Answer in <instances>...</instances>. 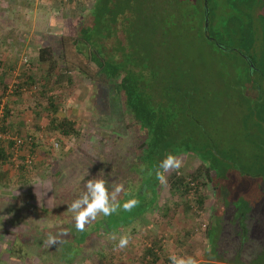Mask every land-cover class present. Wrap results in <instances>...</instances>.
<instances>
[{"label":"rangeland","instance_id":"374dc122","mask_svg":"<svg viewBox=\"0 0 264 264\" xmlns=\"http://www.w3.org/2000/svg\"><path fill=\"white\" fill-rule=\"evenodd\" d=\"M160 1L153 0L150 5L155 9L152 18L168 13L161 15L157 10ZM92 2L0 0V79L3 72V85H7L3 99L27 75L42 80L47 65H37L39 47L52 46L57 57L60 48L56 41L65 33L75 32L85 12L81 13L80 7L86 10ZM212 3L210 7L215 11L210 17L215 23L210 33L214 32L223 49L191 34L176 46L172 61L171 48L161 51L159 58L180 75L182 82L196 85V111L204 125L201 145L210 147L214 141L222 152L218 170L223 173V190L219 199L205 188L208 200L201 209L193 205L185 212L180 208L167 218L154 211L146 216L148 226L128 225L122 233L99 238L88 247L79 245L76 249V244L63 239L65 220L75 216L69 210L70 200L94 177L85 165L96 161L98 145L108 150L111 141L95 131L98 121L94 105L101 106L104 93L73 74L70 84L48 87L43 98L37 96V87L34 92L7 98L17 101L10 104L7 134L23 140L33 136L39 149L30 152L26 144L20 149L11 148L12 156L3 167L12 176L23 165L29 185L20 188L13 182L8 191H0V264H143L141 256L151 233L161 240L158 264H171V255L210 264L209 252L212 264H264V0ZM168 4L172 15L174 6ZM150 24L148 21L139 26V36L146 35ZM3 91L0 88V95ZM28 100L37 103L41 111L36 108L39 112L34 114V109L25 110ZM48 100L58 105L60 115L75 122L78 133L74 138H63L48 130ZM109 122L106 127L111 126ZM46 152L48 156H44ZM177 158L182 161L181 173L199 165L198 159L189 155ZM171 170L165 172L166 177ZM210 225L209 238H205V228ZM123 235L130 239L121 249L116 245ZM49 236L58 243L50 245ZM214 236L218 239L216 247L210 242ZM17 237L27 243L21 245Z\"/></svg>","mask_w":264,"mask_h":264},{"label":"trees","instance_id":"16d2710c","mask_svg":"<svg viewBox=\"0 0 264 264\" xmlns=\"http://www.w3.org/2000/svg\"><path fill=\"white\" fill-rule=\"evenodd\" d=\"M205 1L209 11L206 30L203 0L195 4L184 0H161L156 6L157 10L161 11V15L168 13L158 19L152 18L155 15L154 7H150L153 0H93L88 9L80 7L81 13L85 12L75 32L65 33L56 41L60 48L57 57L52 46L42 44L39 47L37 65H47L42 80L37 81L27 75L3 99L7 85H3L1 73L0 88H4L3 95H0L1 134H7L10 104H17V101H9L7 98L19 97L22 92H34L37 87V96L43 98L48 87L62 82L70 84L77 74L94 85L98 92L104 93L105 101L101 106L98 108L99 104L94 105L98 121L95 131L105 140H111L110 148L105 150L98 145L96 161L85 167L94 174L92 180L103 179L107 182L109 192L116 186H122L116 197L121 205L130 199L138 203L128 212L121 207L109 217L98 214L95 220L85 225L84 232L76 231L74 218L65 220L67 223L62 226V237L73 246L76 244V249L79 245L81 248L88 247L110 234H120L126 226L134 223L148 226L146 216L154 211L162 218H167L180 208L185 212L190 211L193 205L201 209L208 200L205 188L216 195V199L221 196L223 188L220 181L223 173L218 169L222 152L214 141L210 147L201 145L204 125L197 116L196 85L182 82L180 75L159 58L161 51L171 48L174 49L171 51L172 61L176 55V46L182 45L191 34L223 49L216 42L214 32L210 33L215 23L214 18L210 17L215 11L210 7L213 5L212 0ZM168 3L174 6L172 15H169ZM148 21L151 24L146 35L139 36V26ZM38 107L33 100H28L26 109L23 105L25 110L34 109V114L41 109ZM46 108V126L50 132L63 138H74L77 135L75 122L60 115L54 101L48 100ZM108 121L110 127L105 126ZM4 142L6 145H2ZM24 144L28 145L30 152L39 149L33 136H27ZM11 148L14 149L12 142L0 139V191H8L13 182L20 188L29 185V174L23 165L18 166L12 176L3 170L12 156ZM48 154L46 152L44 156ZM168 154L176 157L192 156L198 159L199 165L185 173L172 169L165 176L166 183L161 184L155 173ZM19 160L23 161V158ZM86 184L77 189L70 200V206L86 192ZM220 203L224 206L221 198ZM210 228L211 225L205 228V238H209ZM148 237L149 244L141 260L143 264H158L162 253L161 240H157V236L152 233ZM19 242L21 245L27 243L21 237ZM210 242L216 247L218 239L214 236ZM64 243L70 245L66 241ZM64 256L68 258L66 260H71L69 255ZM208 259L212 264L210 252Z\"/></svg>","mask_w":264,"mask_h":264},{"label":"clouds","instance_id":"9594fccd","mask_svg":"<svg viewBox=\"0 0 264 264\" xmlns=\"http://www.w3.org/2000/svg\"><path fill=\"white\" fill-rule=\"evenodd\" d=\"M181 167L182 161L176 156L168 154L159 164V169L155 173L156 179L161 184H164L166 183L164 173L169 169H180ZM106 183L103 179L89 180L86 184V192L82 193L72 202L69 210L75 214L76 231L84 232L85 225L95 220L98 214L109 217L121 207L124 211L128 212L137 205L138 202L135 199H130L121 205L117 202L116 197L121 192L122 186H116L113 191L109 192ZM111 238L113 240L116 239L115 236ZM129 239V235L121 236L116 247L121 249L125 248L129 244ZM48 243L53 245L57 244L58 241L55 237L49 236ZM169 260L171 264H197L196 260L192 257L185 258L171 255Z\"/></svg>","mask_w":264,"mask_h":264},{"label":"built area","instance_id":"2783aa9c","mask_svg":"<svg viewBox=\"0 0 264 264\" xmlns=\"http://www.w3.org/2000/svg\"><path fill=\"white\" fill-rule=\"evenodd\" d=\"M61 1H64V0H61ZM8 94L11 93L10 91L7 92ZM2 116V110H1V107H0V118ZM0 139H7L9 140L10 142L13 143V147L16 148V149H20L23 145H24V140L21 139V138H18V137H14L12 136L11 134H1L0 133Z\"/></svg>","mask_w":264,"mask_h":264},{"label":"water","instance_id":"95a60500","mask_svg":"<svg viewBox=\"0 0 264 264\" xmlns=\"http://www.w3.org/2000/svg\"><path fill=\"white\" fill-rule=\"evenodd\" d=\"M203 3H204V30L207 29L208 27V8H207V3L205 0H203ZM248 59V58H247ZM248 62L250 64V66L252 67V62L248 59Z\"/></svg>","mask_w":264,"mask_h":264},{"label":"crops","instance_id":"0c3cea01","mask_svg":"<svg viewBox=\"0 0 264 264\" xmlns=\"http://www.w3.org/2000/svg\"><path fill=\"white\" fill-rule=\"evenodd\" d=\"M35 13H36V11L34 10V11H33V14H35Z\"/></svg>","mask_w":264,"mask_h":264}]
</instances>
